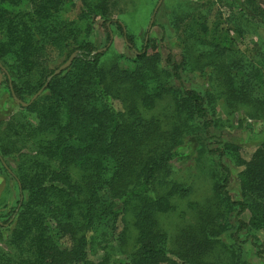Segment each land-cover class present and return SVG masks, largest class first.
Segmentation results:
<instances>
[{"label":"trees","instance_id":"obj_1","mask_svg":"<svg viewBox=\"0 0 264 264\" xmlns=\"http://www.w3.org/2000/svg\"><path fill=\"white\" fill-rule=\"evenodd\" d=\"M72 1L0 0V63L10 61L0 71L19 108L0 121V174L19 189L15 205L0 211V264H248V242L264 254V141L245 160L237 145L213 133L218 106L264 118V46L247 55L214 38L208 63L223 89L214 95L187 83L185 55L168 51L163 59L146 45L138 50L112 18L116 0H78L76 18L64 19ZM242 6L264 22V11ZM98 18L104 46L94 34ZM115 22L135 51L132 70L102 64ZM76 51L31 104L14 99L12 90L29 102L59 67L54 54L64 63ZM165 99L164 115H148ZM192 142L208 165L211 193L188 201L192 221L171 237L160 217L192 193L174 170ZM230 157L244 166L240 199L229 191ZM126 214L136 229L134 250L106 244L91 259L100 236L114 237Z\"/></svg>","mask_w":264,"mask_h":264},{"label":"rangeland","instance_id":"obj_2","mask_svg":"<svg viewBox=\"0 0 264 264\" xmlns=\"http://www.w3.org/2000/svg\"><path fill=\"white\" fill-rule=\"evenodd\" d=\"M116 1L117 5L112 18L117 22H122L126 32L134 38V44L138 50L146 45L148 53L159 52L163 59L168 51H173L177 55H185L188 64L183 74L187 83L199 87L202 91L209 90L214 95L223 92L222 87L214 80V74L210 72L208 63L210 59H213L210 55L213 50L210 43L215 42L214 38L219 39L222 45L231 46L247 55H254L257 49L264 46V22L248 18L242 10V5H247V7L253 6V9L257 11H264V0ZM72 3L73 8L71 7L72 9L63 15L64 19L76 18L80 2L75 0ZM156 15L157 19H155ZM155 21L157 24L154 26ZM102 22L103 20L98 18L94 25V34L99 46L105 45L106 33ZM117 22L112 25L111 43L107 48L104 47L107 52L103 56L102 64L107 68L117 64L121 69L132 70L136 66L134 61L136 54L120 32ZM63 60L64 57L61 54L55 53L53 67L60 66ZM9 62L6 61L3 65L0 63L4 71ZM0 73L2 74L1 71ZM116 104L120 107L117 102ZM168 109H170L168 99L161 100L156 108L148 112V115L162 116ZM17 111L19 108L10 97L4 76H2L0 121L8 120ZM216 117L218 121L213 128V133L220 135L226 142L237 145L241 157L249 160L264 141V118H250L243 108L228 110L224 106L217 107ZM195 149V142L189 143L183 147L182 152L185 153L183 158L174 161L176 176L191 185L192 193L186 200L177 203L173 212L160 217L162 227L171 237L192 221L187 206L188 201H204L211 193L208 165L196 158ZM226 162L231 170L230 194L234 199H240L239 173L244 166L237 164L231 157L226 159ZM8 163L15 168L17 158H9ZM18 198L19 189L13 177L0 174V211L12 208ZM243 218L249 220L250 213L245 212ZM116 233L114 237L108 233L100 236L99 242L95 245L96 254L90 250V258L96 260L103 253L102 247L106 244L116 246L124 253L134 250L137 234L130 214H126L119 222ZM258 235L264 241V232L260 231ZM120 238L124 239L122 243ZM0 246L5 247L3 243H0ZM245 249L248 264H264V254L260 255L258 249L250 242L245 245Z\"/></svg>","mask_w":264,"mask_h":264},{"label":"water","instance_id":"obj_3","mask_svg":"<svg viewBox=\"0 0 264 264\" xmlns=\"http://www.w3.org/2000/svg\"><path fill=\"white\" fill-rule=\"evenodd\" d=\"M76 55H77V51L76 52H74V53H72L71 54V56L68 58V60L65 62V63H63L62 65H60L55 71H54V73H53V75H51V76H49L48 77V79H47V82L45 83V85L31 98V100L29 101V102H24V101H22V100H20V99H18V98H16V96H15V93H14V91L12 90V95H13V97H14V99L18 102V103H20L21 105H23V106H28L29 104H31L40 94H41V92L44 90V88H45V86L48 84V82L52 79V77L54 76V75H56V74H58V73H60L62 70H64V69H66L71 63H72V61H73V59L76 57ZM2 74L0 73V82H1V80H2Z\"/></svg>","mask_w":264,"mask_h":264}]
</instances>
